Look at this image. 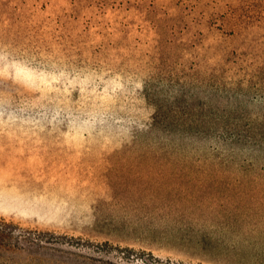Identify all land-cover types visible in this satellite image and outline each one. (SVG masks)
I'll return each mask as SVG.
<instances>
[{
    "label": "rangeland",
    "instance_id": "374dc122",
    "mask_svg": "<svg viewBox=\"0 0 264 264\" xmlns=\"http://www.w3.org/2000/svg\"><path fill=\"white\" fill-rule=\"evenodd\" d=\"M0 221V264H264V0H0Z\"/></svg>",
    "mask_w": 264,
    "mask_h": 264
},
{
    "label": "trees",
    "instance_id": "16d2710c",
    "mask_svg": "<svg viewBox=\"0 0 264 264\" xmlns=\"http://www.w3.org/2000/svg\"><path fill=\"white\" fill-rule=\"evenodd\" d=\"M18 232H21V229L18 225L0 221V236L18 237Z\"/></svg>",
    "mask_w": 264,
    "mask_h": 264
}]
</instances>
